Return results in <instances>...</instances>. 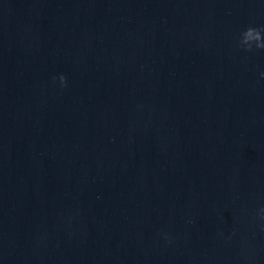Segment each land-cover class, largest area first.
Segmentation results:
<instances>
[{
	"label": "water",
	"instance_id": "water-1",
	"mask_svg": "<svg viewBox=\"0 0 264 264\" xmlns=\"http://www.w3.org/2000/svg\"><path fill=\"white\" fill-rule=\"evenodd\" d=\"M248 27L264 0H0V264H264Z\"/></svg>",
	"mask_w": 264,
	"mask_h": 264
},
{
	"label": "clouds",
	"instance_id": "clouds-1",
	"mask_svg": "<svg viewBox=\"0 0 264 264\" xmlns=\"http://www.w3.org/2000/svg\"><path fill=\"white\" fill-rule=\"evenodd\" d=\"M250 34L260 37L261 40L255 43H245L243 47H240L239 45L237 46L249 52L255 50H264V28L248 27L247 29H245L240 33V36H248ZM54 79H57L62 87H67L68 82H67V78L64 75L61 74L59 77ZM261 218H264V209H261Z\"/></svg>",
	"mask_w": 264,
	"mask_h": 264
}]
</instances>
